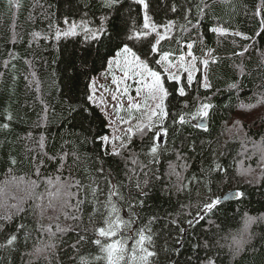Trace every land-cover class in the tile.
Here are the masks:
<instances>
[{
    "label": "trees",
    "instance_id": "16d2710c",
    "mask_svg": "<svg viewBox=\"0 0 264 264\" xmlns=\"http://www.w3.org/2000/svg\"><path fill=\"white\" fill-rule=\"evenodd\" d=\"M20 7H9L8 0H0V125L10 123V129L0 128V213L7 205L16 203L17 199L26 195L24 181L35 179V164L32 160L43 159L41 167L42 178L54 177L58 174V164L47 160L43 156L54 155L61 151H73L78 148L82 161L71 168V177L86 181L89 175L95 174L97 161L91 142L81 143L88 129L109 134L110 129L105 127L104 116L99 108L90 106V113L79 111L68 115L69 104L78 107L83 103L84 93L89 83V77H98L105 71L106 59L112 55L119 46L120 37L128 31L133 24L140 27L143 24L141 6L132 0H122L116 11L108 13L109 31L112 33L111 42L105 40L103 44H85L83 35L61 39H33L32 33L54 36L55 28L64 29V20L79 22L87 12V18L93 21L92 26L98 24L99 17L103 14L98 0H18ZM148 14L157 24L176 20L178 25L183 23L181 5L184 0H147ZM196 0H193L195 3ZM86 5H88L86 7ZM176 5L177 11L171 8ZM264 15L262 0H212V7L206 18L202 21L200 32L204 34V51L214 49V55L219 62L211 64L207 75L212 87L204 89L199 86L204 71L194 73V82L188 95L185 97H169V111H193L198 99L214 105L210 112L208 130L203 131L186 125L170 128L169 135L164 138V147L167 151L160 157V164L156 167L163 176V183L153 180L152 187L148 190L146 206L142 211L144 217L158 215L160 222L155 225L159 233L157 238L160 260L164 261L162 249L172 247L168 229L164 227L170 217L185 220L189 205H196L198 200L206 198L207 187L192 185L191 191H176L172 185L176 184L175 176L169 180V164L173 166L187 163L188 168L181 171L183 176L199 175L201 168L207 169L213 160L228 169L224 180L213 178L208 187H211L213 196H223L229 191H240L244 196L230 202H223L218 206L215 215L211 218L220 225L218 238H227L222 243H230L231 237L238 235L244 227L245 216L258 217L264 215V103L257 101L264 96V33L256 36L259 29L260 17L255 15L257 10ZM195 15V13H193ZM219 23L229 30V33L239 31L253 37L244 40L228 34L218 35L208 31ZM49 25L53 27L50 28ZM17 34V43H11L13 34ZM195 33H185L182 39L194 38ZM151 39V38H150ZM32 46L29 47V42ZM248 46V51L243 56H234V52L243 51ZM178 46L173 42L162 43L164 50H174ZM141 55L148 50L147 43L135 45ZM9 52H15L17 59L12 61L7 68L4 64L9 60ZM194 52L202 56L201 45L197 43ZM237 66L244 69L241 75ZM199 67V66H198ZM35 72V77L31 75ZM16 79H13V77ZM27 77V79H25ZM240 83L239 89H229L228 85ZM171 90V86H170ZM208 98V99H205ZM189 107L184 108V102ZM241 104H255L251 109H242ZM45 105L48 107L45 113ZM254 112L257 115L252 117ZM12 115V121H7L6 116ZM245 113V117L240 115ZM239 120L243 131L234 128V122ZM29 133L31 136L29 137ZM77 134V135H73ZM41 135L45 138V147L41 150L38 146ZM65 141L69 143L65 144ZM195 142L196 151L191 147ZM203 142V143H202ZM254 144L256 147H254ZM137 149L140 145L137 142ZM29 149L31 151H29ZM186 157L178 160L176 151ZM224 153V155H220ZM15 156L19 163L16 166L9 164V157ZM143 159V157H141ZM71 164V160H69ZM105 167L114 171L123 172L124 162L118 158L105 159ZM11 169V170H10ZM62 178L69 177V171L63 170ZM37 194L44 193V187L36 189ZM199 193V196H198ZM36 203H39L37 201ZM35 208V212H28L23 216H16L5 225V231L0 232V243L5 235L15 231L18 224L23 223L27 231L31 232L32 239L25 245L23 238L16 251L0 249V260L3 264H71L69 257L73 254L70 244L75 236L69 232L59 243L57 256L37 258L27 255L33 252L39 233L37 221L40 219L39 208L35 207L32 200L26 205ZM183 206V207H182ZM195 211V207L191 209ZM46 220L44 219V222ZM42 222V221H41ZM42 222V223H44ZM62 224L64 223L61 221ZM47 224V223H44ZM251 232L255 234L252 245L256 251L249 250L239 257L236 264H264V223L252 225ZM174 234V233H173ZM94 252L93 248L82 250L83 254ZM226 251V250H225ZM191 254L185 246L182 255L178 258L185 260ZM222 259L224 254H221ZM225 264H229L226 260Z\"/></svg>",
    "mask_w": 264,
    "mask_h": 264
},
{
    "label": "snow or ice",
    "instance_id": "6c2138e0",
    "mask_svg": "<svg viewBox=\"0 0 264 264\" xmlns=\"http://www.w3.org/2000/svg\"><path fill=\"white\" fill-rule=\"evenodd\" d=\"M98 2L103 14L95 27L85 12L79 22L65 18V28L56 27L54 36L34 32L33 39L52 38L59 42L62 38L83 35L85 44H103L105 40L111 42L113 36L108 28L110 19L108 13L118 10L117 6L122 0ZM132 2L141 6L143 24L140 27L133 24L123 35L117 34L120 37L119 46L107 57L103 74L106 78L111 77V85L114 87L103 85L98 87L96 78L89 77L83 103L78 107L71 104L68 106L69 116L73 112L79 114L80 110L91 114L90 106L99 108L104 116L105 127L113 131L118 130L120 135L94 132L92 128L87 130L89 135H86L81 143L91 142L98 147L93 148L97 161L95 174L89 175L86 181L71 177L72 166L82 161L78 148L54 155L43 153L47 160L58 164L57 173L62 174L65 169L69 171V177L66 179L62 178L61 174L42 178L41 167L45 161L33 157L35 179L24 181L21 178L20 182L25 185L26 195L18 199L13 197L17 202L7 205L5 211L0 213V232L5 231V225L14 217L26 215L30 211L35 212V208L26 206L28 201L32 200L35 207L39 208L40 219L37 221L36 229L39 233L38 242L34 244L33 252L27 253L30 256L44 257L45 260L56 257L59 243H62L63 237L71 232L75 236L74 242L70 244L73 253L69 257L71 264H225L226 260L229 264H236L237 259L244 253L257 250L252 245L255 234L250 229L252 225L264 223V215L258 217L246 215L241 232L232 236L230 243H222V240L227 238H218L220 225L216 224L211 215H215L218 206L224 201L240 199L244 193L237 190L222 197L211 194L212 190L208 185L211 183L213 173L221 180H224L228 173V169L215 159L207 169L201 168L199 175L193 174L191 177L183 176L181 171L176 170L180 168L186 171L187 163L176 166L169 164L168 177L171 180L172 176H175L176 184L172 187H175L176 191L190 192L193 184L200 186L203 183L207 187L208 195L198 200L196 205L188 206L189 218L168 219L164 227L168 229L172 247L165 246L162 249L165 257L163 262L160 260L161 250L157 245L159 233L155 230V225L160 222L161 217L142 215L152 181L164 182L156 166L161 162L160 157L167 151L164 147V138L169 135L170 128L191 125L203 131L208 130L206 121L210 118L214 105L197 98L198 103L193 111L170 113L168 101L173 92L178 98L187 96V89L192 87L195 79L194 73L201 68L204 75L199 81V86L206 90L212 87L207 72L211 64L219 62V58L214 55V49L203 50L204 34L199 31L202 21L212 7V0H196L195 3L193 0H184V4L181 5L183 23L179 25L176 20L157 24L148 14L147 0ZM223 2L227 3L229 0ZM8 4L10 8L20 7L18 0H8ZM171 10L175 13L176 5H173ZM255 15L260 17L259 29L255 33L259 36L264 33V15L259 9ZM208 31L218 35L231 34L244 40L253 39L239 31L229 33V30L219 23L210 27ZM185 33H195V37L184 40L182 36ZM17 39L18 36L14 33L11 43H17ZM165 41L174 42L178 47L174 50H164L162 43ZM144 43H147L148 50L141 55L135 45L143 46ZM197 43L201 45V57L194 52ZM31 46L32 41L29 42V47ZM247 51L248 46H245L243 51L234 52L233 55L243 56ZM8 55L9 60L5 62V68L18 58L15 52H9ZM12 67L15 68V64H12ZM237 67L240 74L244 75L243 67ZM117 71L119 75L116 74ZM31 75L35 77V72L33 71ZM228 87L239 89L240 83L234 82ZM257 103H264V96ZM188 107L185 101L184 108ZM240 107L251 109L256 105L241 104ZM44 111L45 113L48 111L46 105ZM12 119L9 113L6 120L10 122ZM114 126L117 128L114 129ZM233 127L240 132L243 131V125L239 120L234 122ZM0 128L8 130L10 123L5 122ZM44 141L45 138L41 135L38 143L41 150L45 147ZM137 142L140 145L139 149L135 146ZM67 143L69 142L65 141V144ZM191 151H196L194 141ZM176 155L178 160L187 159L179 150L176 151ZM108 157L118 158L124 162L122 176L112 168L105 167V159ZM18 163L15 156L9 157L10 165L16 166ZM41 186L44 187V193L37 194L35 190ZM37 201L39 203H36ZM193 207L195 211L191 210ZM46 213L51 215L47 216L49 222L44 224L41 221ZM21 237L25 245L32 239L31 232L26 230L23 223L18 224L14 232L5 235L3 242L0 243V249L16 251ZM185 246L190 249L191 254L181 261L178 258ZM86 248H93L95 251L83 254L82 250ZM0 264H3L2 260ZM28 264H32V261Z\"/></svg>",
    "mask_w": 264,
    "mask_h": 264
},
{
    "label": "rangeland",
    "instance_id": "374dc122",
    "mask_svg": "<svg viewBox=\"0 0 264 264\" xmlns=\"http://www.w3.org/2000/svg\"><path fill=\"white\" fill-rule=\"evenodd\" d=\"M103 74H104V72H102L100 76L94 77V78H96L97 86L99 87V86L103 85L104 87H114L113 85H111V77L108 76L106 78ZM116 74L119 75L120 73L117 71ZM101 91H102V89H101ZM99 94L100 93L98 92L97 95H99ZM134 94L135 93H133V95ZM105 96H107V93H105ZM109 104H111V102H109ZM121 115H124V114L121 113ZM245 115H246L245 113H242L240 116L241 117H245ZM256 115H257V112H254L252 117H254ZM115 128H117V126H114V129ZM113 134L120 135V132L118 130H115V131L110 130L108 135H113ZM48 215H51V213H46L44 218H43V220H42V222H44V219L46 220L44 223H48L49 222L48 219H47Z\"/></svg>",
    "mask_w": 264,
    "mask_h": 264
},
{
    "label": "water",
    "instance_id": "95a60500",
    "mask_svg": "<svg viewBox=\"0 0 264 264\" xmlns=\"http://www.w3.org/2000/svg\"><path fill=\"white\" fill-rule=\"evenodd\" d=\"M206 123H207V125H208V122L206 121ZM230 192H234V191H229V192H227V193H225L224 195H226V194H228V193H230ZM223 195V196H224ZM235 199H229V200H227V201H224V202H230V201H234Z\"/></svg>",
    "mask_w": 264,
    "mask_h": 264
}]
</instances>
